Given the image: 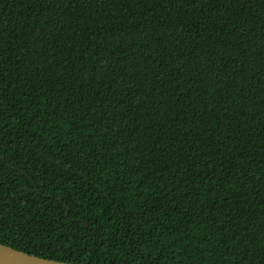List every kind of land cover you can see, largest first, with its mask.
Here are the masks:
<instances>
[{
  "label": "trees",
  "instance_id": "trees-1",
  "mask_svg": "<svg viewBox=\"0 0 264 264\" xmlns=\"http://www.w3.org/2000/svg\"><path fill=\"white\" fill-rule=\"evenodd\" d=\"M0 243L264 264V0H0Z\"/></svg>",
  "mask_w": 264,
  "mask_h": 264
},
{
  "label": "water",
  "instance_id": "water-1",
  "mask_svg": "<svg viewBox=\"0 0 264 264\" xmlns=\"http://www.w3.org/2000/svg\"><path fill=\"white\" fill-rule=\"evenodd\" d=\"M0 264H74L60 260L48 259L17 250L0 243Z\"/></svg>",
  "mask_w": 264,
  "mask_h": 264
}]
</instances>
